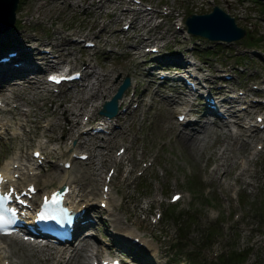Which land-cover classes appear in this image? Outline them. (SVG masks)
Here are the masks:
<instances>
[{"label": "rangeland", "instance_id": "rangeland-1", "mask_svg": "<svg viewBox=\"0 0 264 264\" xmlns=\"http://www.w3.org/2000/svg\"><path fill=\"white\" fill-rule=\"evenodd\" d=\"M148 1L157 2L159 0ZM160 1H164L174 6H187V11L189 12L206 11L211 8L212 3L218 4L221 8L234 15L236 24L241 25L246 29V37L250 39L249 42L254 43L258 46L260 52L258 56L260 57V55H264V7L262 8V10H260L261 7L253 4L251 0H190L188 4H185L184 0ZM89 2L90 0H72V2H70V0H19L18 5H16L15 7L14 17L20 18V23H17L18 25L22 24L25 29L34 30V33L44 38V41H48L52 36L55 35V29H60L62 31L72 33H87L88 35H90L96 28L103 26L104 29L97 37V40L99 42H97L95 46L88 50L80 51V53L79 51L74 49L72 51V54L69 55L75 57V62H78L83 56H87L91 52L98 55L95 57L96 61L99 64V66L96 67V70L101 73L105 72L106 77L105 79L104 76H100L99 78V80H104V88H102V92H98L96 94L95 100H98L102 94L108 93L110 88L115 83V74L118 71L121 72V75L125 72H129L130 74H133L134 77L139 78L141 82L139 83L137 90L143 92V82L146 79L147 75L143 72L144 67L138 64V60L140 59L138 55L140 54H136V57L133 58L131 52H127L128 54H121L122 52L117 54L101 51L102 44L105 42H109L112 47L117 46L119 49H123L124 40L126 38H129L128 33L131 32V30L129 29L127 33L118 32L119 29L117 28L116 24V17L110 15V12L108 11L105 13V9H97L94 5L85 8L86 5L89 4ZM91 2H94V0H91ZM105 5L106 8H111L109 3ZM259 11L262 12V16L258 14ZM236 14H241L242 17H236ZM39 17H41V19ZM94 24L96 25L95 27L92 26ZM167 26L169 27V23L162 24L160 28L161 31ZM167 33L169 36L171 35V33H169L168 31ZM246 33H244V35ZM116 40L117 42H115ZM242 46V43L239 42H234L229 44L228 46H225L220 50L216 62H219V59L222 58L223 61H225L226 65H231L233 67V59H229L228 57L232 56L233 51H237V53L242 54L240 49V47ZM251 56L252 55H250L249 52H245L243 58L237 57L238 60H242L241 64L243 66V72H245V74L241 77V80L246 79L247 77L248 80H258V75L264 72L259 69L258 65H256V67L253 66V68H255V71L247 73V71L251 69ZM253 56L254 57L252 58V60H255L254 64H258L259 59L255 55ZM91 78L92 81H96L95 76H91ZM39 87L40 86L36 85V91L34 92H42ZM86 87H89V85H87ZM154 88L155 86L151 85V87L148 88L146 92L152 96L154 94V97H152L153 102H155L156 100L161 102L159 100L160 94L154 92ZM74 90L77 91L69 90L67 94L56 97L57 99H55L54 101L57 102V100H61L67 102L63 104L68 106L67 111L70 112L72 106L76 105L79 101L75 98L77 97V94L81 93L82 95H86L88 91V89L81 91L80 88H76ZM27 96H29V99L26 100V106H31L33 108L36 107L35 114L38 118L39 113L47 108V100L49 99V97L46 95L42 96V98L36 99L34 97H31L30 95ZM31 101H35L36 106L31 104ZM52 104L54 103L52 102ZM157 108V114L149 117L146 125H141V130L144 132V137L142 139L139 138L136 142V145L139 146V144L142 142L145 151L149 150L151 153H153L154 151L156 152V155H158L156 161L164 159L170 172L176 170L179 176L174 177L175 180L178 181L176 188L188 187L191 185L193 186L192 188L197 191L200 190L203 184L207 186L206 192H203V194L200 193L198 196L194 197V199L191 193L186 196V200H188L189 204L193 206V211L190 215V219L193 220V223H191V226H189L190 224L188 225V228L190 229L194 223L198 222V220L199 223L204 222V211L208 206V203L215 197L217 199L216 202L220 203L221 210L219 212H221V214H223L222 210H225V202L229 203L227 190L230 189V184L227 181L231 180L230 171L232 164H230V166L228 167H225V171L222 175L217 173V168L211 169L210 172H206L205 170V173H203L200 166L201 156L204 157V153H208L209 151H211L208 156L212 157L214 153H218L220 155V152L223 151V155L221 157L225 158L224 161H233L242 147L235 146V144L231 145L226 135H221L224 139L222 145L215 144L217 142V139H209L206 140V142L209 141L207 145L205 144L204 146H202L201 142L198 141L196 142V145L190 146L183 139L179 138L180 136H182V138L188 136H184V132H177L178 129L175 128L173 120L169 116L167 107L161 105V107L157 106ZM136 122L138 121L136 120ZM255 130L257 129L251 130V132ZM236 141L237 140L235 139L234 142ZM3 153L4 152H1L0 155H2ZM207 162H211V160ZM226 162H224V166L226 165ZM184 170L186 172H191V174L188 175V181L181 177V174L184 173ZM260 172L264 173V166L261 168ZM169 177L170 176H166L163 182L158 186L161 190L162 195L167 194L168 190L171 188V184H169ZM202 177L203 180L201 181ZM255 179L256 181H260L262 178L255 177ZM166 180H168V183L166 182ZM190 181H193L194 184L189 183ZM130 188L131 187H129V189ZM132 195L133 198L135 197V199L138 200L139 194L133 192ZM241 195H245V192L238 191L237 196L240 197ZM249 197L251 198L252 194H249ZM133 198L128 201L129 206L132 204L134 200ZM201 198H208V201L206 203H203ZM252 204H239V207L237 208L241 210L243 214L244 224H246L244 231L245 235L250 239V256L257 258L258 261L257 263L252 262L250 264H264V237H260L258 235L262 230H264V227L262 226L263 228L259 227L253 230L255 228L253 227V223H259L260 221H249L247 223L245 222L246 214L248 213L250 207H252ZM261 218L262 220H264V217L261 216ZM250 219L252 220L253 218L251 217ZM160 225L165 228L168 234H170L174 228V224L171 222V220H164L163 222H160L159 226ZM248 225L250 226V230H247L246 228ZM193 237L197 238L196 232H193ZM227 243L228 240H225L224 245H226Z\"/></svg>", "mask_w": 264, "mask_h": 264}, {"label": "water", "instance_id": "water-1", "mask_svg": "<svg viewBox=\"0 0 264 264\" xmlns=\"http://www.w3.org/2000/svg\"><path fill=\"white\" fill-rule=\"evenodd\" d=\"M0 1L3 3L7 1L8 10L10 11H12L16 2V0ZM0 6L2 5L0 4ZM186 22L188 23L187 27L189 30L207 35L211 38L232 39L243 34V29L234 24L232 17L217 6H213L211 13H201L195 16L194 14H190ZM109 109H113V106H110Z\"/></svg>", "mask_w": 264, "mask_h": 264}, {"label": "snow or ice", "instance_id": "snow-or-ice-1", "mask_svg": "<svg viewBox=\"0 0 264 264\" xmlns=\"http://www.w3.org/2000/svg\"><path fill=\"white\" fill-rule=\"evenodd\" d=\"M61 79H63V77H57V76H50L49 80L54 81V82H59ZM173 199H179V197H173ZM55 202V201H54ZM4 223L3 219L0 218V225H2Z\"/></svg>", "mask_w": 264, "mask_h": 264}, {"label": "bare ground", "instance_id": "bare-ground-1", "mask_svg": "<svg viewBox=\"0 0 264 264\" xmlns=\"http://www.w3.org/2000/svg\"><path fill=\"white\" fill-rule=\"evenodd\" d=\"M98 81H100L99 80V78H98ZM35 87H36V85H35ZM36 91V90H35ZM254 129H256V128H254ZM254 129H252V130H254ZM179 135V134H178ZM185 136V135H184ZM180 139H183L185 142H187L190 146H192V145H196V142L193 140L194 138H186V137H184V138H182V136H180L179 137ZM195 143V144H194Z\"/></svg>", "mask_w": 264, "mask_h": 264}]
</instances>
